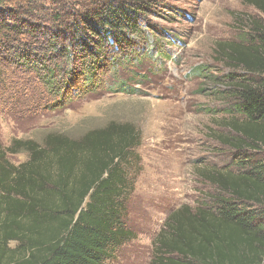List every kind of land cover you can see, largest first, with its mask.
Returning <instances> with one entry per match:
<instances>
[{
  "label": "trees",
  "instance_id": "1",
  "mask_svg": "<svg viewBox=\"0 0 264 264\" xmlns=\"http://www.w3.org/2000/svg\"><path fill=\"white\" fill-rule=\"evenodd\" d=\"M149 1L94 0L72 10L63 0H0V41L20 44L43 35L48 59L52 52L64 60L89 59L81 75L83 85L95 92L115 69L110 54L137 55L129 34L140 32ZM42 2L63 6L64 16L40 30L23 13ZM246 5L263 20L248 21L245 37L216 50L233 71L221 82L233 116L221 140L233 155L231 163L200 170V178L216 191L213 204L172 211L154 242L150 264H264V0H246ZM51 71L45 84L54 91ZM87 89L64 84L58 105ZM111 89L130 90L123 82ZM139 146L137 130L115 122L78 138L53 132L41 142L16 139L8 148L0 142V264L114 262L135 239L125 206L134 192L127 168ZM19 154L27 161L12 164L9 155Z\"/></svg>",
  "mask_w": 264,
  "mask_h": 264
},
{
  "label": "rangeland",
  "instance_id": "2",
  "mask_svg": "<svg viewBox=\"0 0 264 264\" xmlns=\"http://www.w3.org/2000/svg\"><path fill=\"white\" fill-rule=\"evenodd\" d=\"M93 1L63 3L74 10ZM42 4L27 6L23 13L40 30L51 27L53 17L64 16L63 6ZM148 8L139 20L140 32L129 34L137 55L128 56V50L127 55L110 54L115 69L95 92L83 85L81 75L89 59L64 60L55 52L48 59L43 35L20 44L0 41V142L5 148L16 139L41 142L53 132L78 138L113 122L138 132L140 146L127 168L134 192L125 206L135 239L110 264H150L154 242L172 211L213 204L216 191L200 178V170L228 165L233 156L221 143L233 117L221 82L233 71L222 63L217 46L245 37L248 21L263 20L246 0H150ZM24 41L28 47L22 50ZM124 60L132 64L124 67ZM51 70L54 91L45 84ZM115 82L130 90L111 89ZM64 84L88 92L74 93L67 104L58 105ZM9 159L19 165L27 156Z\"/></svg>",
  "mask_w": 264,
  "mask_h": 264
}]
</instances>
